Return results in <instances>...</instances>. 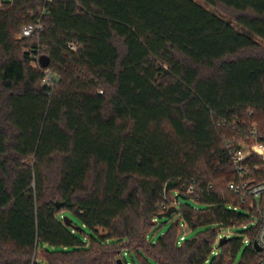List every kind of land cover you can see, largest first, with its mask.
<instances>
[{
    "label": "trees",
    "instance_id": "16d2710c",
    "mask_svg": "<svg viewBox=\"0 0 264 264\" xmlns=\"http://www.w3.org/2000/svg\"><path fill=\"white\" fill-rule=\"evenodd\" d=\"M201 1L228 18L197 0H0V264H234L256 239L226 143L264 118V0ZM183 224L198 232L179 244ZM257 260L246 246L239 264Z\"/></svg>",
    "mask_w": 264,
    "mask_h": 264
},
{
    "label": "built area",
    "instance_id": "2783aa9c",
    "mask_svg": "<svg viewBox=\"0 0 264 264\" xmlns=\"http://www.w3.org/2000/svg\"><path fill=\"white\" fill-rule=\"evenodd\" d=\"M43 30V24L40 20L35 23L29 24L24 27L22 30L21 38L32 37L35 34H39ZM45 83L53 87L54 79L52 74L49 71H46L45 75ZM221 124V123H220ZM222 125H225L222 122ZM248 137L252 140L251 142H246V140H242L238 142V145L235 146L231 142L227 141V148L230 152L231 158L233 160L235 170L238 173L239 179L238 181L231 182L228 185V190L235 195H240L244 201H250V208L254 209L255 206L258 207L259 211V221H258V231L256 235V239L253 242L249 240H245V244L247 246H251L252 249L257 253L258 260L254 264H264V207H260V200L264 195V183H256L252 179H250V170L248 168V160L251 156L256 155L260 159L264 160V131L259 130L256 125H253L248 130ZM195 186L191 184L186 193L192 194ZM183 229L186 231V225L183 224ZM182 233L180 237V242H183L186 238V232ZM231 235V234H228ZM224 238L222 235L219 236L217 244L220 239ZM255 242L261 247V250L258 251L255 247ZM213 254H218V248L215 249Z\"/></svg>",
    "mask_w": 264,
    "mask_h": 264
},
{
    "label": "rangeland",
    "instance_id": "374dc122",
    "mask_svg": "<svg viewBox=\"0 0 264 264\" xmlns=\"http://www.w3.org/2000/svg\"><path fill=\"white\" fill-rule=\"evenodd\" d=\"M201 3H203L201 0H197ZM208 9H210L211 11L221 15V16H224L226 18H228L227 15H225V13L223 12L222 9L220 8H216V7H213V6H210V5H206L205 3H203ZM234 24L236 25V23L234 22ZM237 28H239L240 30H242V28L240 26H236ZM260 43L262 45H264V41H261L259 40ZM41 54H45V53H41ZM49 71L52 76H54L55 74L51 71V70H47ZM251 111H249L250 113ZM257 124H259L260 126H264V118H261L259 121L256 122ZM255 124V125H257ZM181 203L180 204H184L186 203L187 201L186 200H181L180 201ZM255 211H258V207L255 206L254 208ZM176 221V217L173 218V219H169V218H161V219H157V222L158 224L154 227V229L152 230V232L150 233L149 235V238L148 240L151 242V243H157L158 242V239L160 237H162L166 232L169 231V229L172 227L173 225V222ZM255 225V222L254 223H250L248 224L245 228L244 227H237V228H233V229H229V230H221V235L223 237H225L227 234H231L233 235L234 237H244V231H246L247 229L253 227ZM184 231L185 229L182 230V233L184 234ZM186 237L187 239H192L198 231H190L188 229V227H186ZM246 244L244 243V245L242 246V248L240 249V251L237 253L236 257H235V262L234 264H239L241 261H242V258H243V254H244V251L246 249ZM123 257L125 258L126 262L128 264H141V260H140V256L139 255H136V253H132V254H129L128 251L124 252L123 254ZM134 258V260H133ZM152 264H156L155 262H152Z\"/></svg>",
    "mask_w": 264,
    "mask_h": 264
},
{
    "label": "water",
    "instance_id": "95a60500",
    "mask_svg": "<svg viewBox=\"0 0 264 264\" xmlns=\"http://www.w3.org/2000/svg\"><path fill=\"white\" fill-rule=\"evenodd\" d=\"M3 1V0H1ZM7 2H11V0H6ZM50 64V58L46 55H42L40 57V66L43 68V69H46ZM179 198V197H178ZM177 211V208L176 207H172L170 208L167 212L163 213V214H160L158 216L159 219L161 218H170L174 213H176ZM156 223V222H155ZM227 239L226 238H222L221 242H220V246L226 241ZM255 244V247L258 251L261 250V247L258 245L257 242L254 243ZM117 264H123V262L121 260L118 261Z\"/></svg>",
    "mask_w": 264,
    "mask_h": 264
}]
</instances>
